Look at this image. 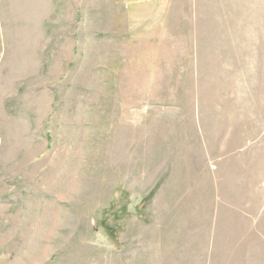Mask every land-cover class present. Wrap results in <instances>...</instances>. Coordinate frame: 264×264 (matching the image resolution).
<instances>
[{
  "label": "rangeland",
  "instance_id": "rangeland-1",
  "mask_svg": "<svg viewBox=\"0 0 264 264\" xmlns=\"http://www.w3.org/2000/svg\"><path fill=\"white\" fill-rule=\"evenodd\" d=\"M0 264H264V0H0Z\"/></svg>",
  "mask_w": 264,
  "mask_h": 264
}]
</instances>
